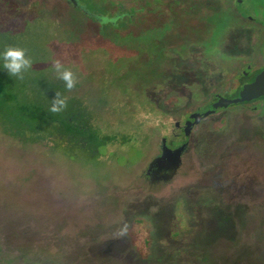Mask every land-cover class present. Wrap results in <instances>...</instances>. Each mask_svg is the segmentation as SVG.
I'll return each mask as SVG.
<instances>
[{"label":"rangeland","instance_id":"rangeland-1","mask_svg":"<svg viewBox=\"0 0 264 264\" xmlns=\"http://www.w3.org/2000/svg\"><path fill=\"white\" fill-rule=\"evenodd\" d=\"M12 1L48 31L52 66L59 60L73 72L70 94L90 107L95 125L130 139L137 134L151 154L144 158L138 139H119L95 162L73 161L0 132V264H264V105L210 117L192 133L176 175L162 183L141 179L146 160L158 154L161 125L214 92H235L233 76L247 61L260 67L261 53L247 47L223 9L264 23V0H218L220 7L203 14L215 23L209 36L188 29L163 39L142 31L160 28L167 16L150 7L144 26L99 35L125 12L116 8L122 0H78L105 19L101 26L69 0ZM172 10L179 22V7ZM123 18L112 22L123 25ZM132 228H141L135 245Z\"/></svg>","mask_w":264,"mask_h":264},{"label":"trees","instance_id":"trees-1","mask_svg":"<svg viewBox=\"0 0 264 264\" xmlns=\"http://www.w3.org/2000/svg\"><path fill=\"white\" fill-rule=\"evenodd\" d=\"M180 1L182 0H143L141 3L140 0H131V2L122 0L116 3V8L125 12H116L111 21L103 24L99 35H103V31L111 34L110 32L120 31L129 25L144 26L142 18L148 13V7L167 15L162 28L145 25L142 31L151 30L153 33L151 36L161 33L160 38L163 39L168 33L185 32L188 29L196 34L200 32V34L204 33L203 35L208 34L212 29L210 27L215 23L203 20V14L210 16L211 6L214 7L215 2L211 0L213 4L195 8L196 3L205 0ZM175 5L180 9L177 12L179 22L172 10ZM122 16L126 20L123 25L113 23ZM87 17L95 20L88 15ZM37 20L38 18L31 15L24 16L12 0H0V132L22 143L39 144L51 147L54 151L60 150L71 160L85 158L91 162L102 158V154L112 147L110 145L118 143L119 139L122 141L121 145L129 143L133 137L130 139L112 135L106 129L104 131L103 128L96 126L90 107L81 98L74 96L73 93L70 94L64 82L56 78L50 60L52 52L46 46L49 41L48 31L43 30ZM181 20L183 21L180 22ZM95 24L102 25L98 21H95ZM193 24L195 27L191 28ZM127 37L129 38L127 42L133 43V36L127 35ZM7 47L24 49L26 56L32 61L31 68L23 73L22 79L11 77L3 67L2 54ZM115 64L116 60L112 59V67H115ZM113 70L114 74L118 73V69L113 68ZM237 90L238 88L234 92L235 95ZM57 93L66 98L67 107L59 113H52L50 107ZM220 130L222 129L217 131ZM140 230L132 228L129 231L128 235L132 236L134 245L136 234H139Z\"/></svg>","mask_w":264,"mask_h":264},{"label":"flooded vegetation","instance_id":"flooded-vegetation-1","mask_svg":"<svg viewBox=\"0 0 264 264\" xmlns=\"http://www.w3.org/2000/svg\"><path fill=\"white\" fill-rule=\"evenodd\" d=\"M213 4L217 9L220 7L218 0H216ZM232 4L242 5L245 0H230ZM233 6H229V8L223 9L224 12H227L229 16H231L232 21L239 24V30H243L242 36L246 38L247 47L256 49V52L261 53V65L260 67H256V63H251L247 61L246 68L234 75L238 90L236 95L234 92L225 93L214 92L210 99L205 103L199 106L198 108L187 109L186 113L181 116L179 120H170L167 124L160 126L161 137L159 139V150L156 156H152L146 160L144 169L142 170V181L146 183H154L167 181L172 176L176 175L182 164L185 163V158H187L188 152L190 151L191 135L195 131H197L199 125L207 121L212 116L217 115L219 112H222L229 108H237L241 106H249L252 110H258L261 106L264 105V96L258 99L245 102V103H237V104H229L226 108H219L209 115H206L210 110H212V106L220 99H236L238 98V94L241 88L249 83H252L254 78L259 75L264 70V23L257 22L253 16H242L235 12V7L230 9ZM230 10V11H228ZM256 31L259 33L258 36H261L262 40L258 43V46H255L254 41L252 40V34ZM258 31V32H257ZM252 32L251 35H249ZM233 35V34H232ZM235 37V36H234ZM236 37L235 39H237ZM256 68H255V67ZM232 78V81L234 80ZM251 79V80H250ZM154 109V106H153ZM156 109V108H155ZM157 111V110H156ZM155 111V112H156ZM157 113V112H156ZM156 116H159L157 113ZM136 135V136H135ZM132 135L134 138L129 142L135 141L138 139V146L141 151L145 152L144 158L149 156L148 151H145V144L139 140V136L137 134ZM142 140V138H141ZM144 144V145H143ZM176 150H182L179 155H175ZM185 156V157H184Z\"/></svg>","mask_w":264,"mask_h":264},{"label":"clouds","instance_id":"clouds-1","mask_svg":"<svg viewBox=\"0 0 264 264\" xmlns=\"http://www.w3.org/2000/svg\"><path fill=\"white\" fill-rule=\"evenodd\" d=\"M2 59L4 61L3 67L11 77L22 79L23 73L32 66L31 59L26 56L25 50L22 48L7 47L2 54ZM53 68L56 78L62 80L66 89L71 91L78 82L73 72L65 68L59 60L53 62ZM66 107V98L61 97V95L57 93L52 99L50 111L52 113H59ZM124 232H126V227L121 230V234H124Z\"/></svg>","mask_w":264,"mask_h":264},{"label":"water","instance_id":"water-1","mask_svg":"<svg viewBox=\"0 0 264 264\" xmlns=\"http://www.w3.org/2000/svg\"><path fill=\"white\" fill-rule=\"evenodd\" d=\"M69 1L73 4V6L81 9L84 12V14L94 18L98 22L103 23V21H105V19L102 20L96 16L91 15L89 12H87L84 9V7L79 5L78 0H69ZM263 96H264V70L254 78L252 83L246 84L241 88V90L238 94V98H236V99H234V98L233 99L220 98L212 106V110H210V112H208L206 115L214 113V111L219 109V108H226L229 106V104L245 103V102H249V101L258 99V98L263 97ZM181 152H182V150H176L174 153H175V155H179Z\"/></svg>","mask_w":264,"mask_h":264}]
</instances>
